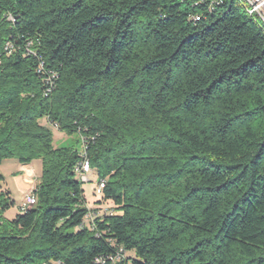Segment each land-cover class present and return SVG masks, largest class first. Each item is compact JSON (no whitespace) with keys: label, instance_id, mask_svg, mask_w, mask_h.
<instances>
[{"label":"trees","instance_id":"1","mask_svg":"<svg viewBox=\"0 0 264 264\" xmlns=\"http://www.w3.org/2000/svg\"><path fill=\"white\" fill-rule=\"evenodd\" d=\"M259 21L244 0H0V163L43 164L36 207L7 220L0 190V264H264ZM84 158L115 205L94 230Z\"/></svg>","mask_w":264,"mask_h":264},{"label":"rangeland","instance_id":"2","mask_svg":"<svg viewBox=\"0 0 264 264\" xmlns=\"http://www.w3.org/2000/svg\"><path fill=\"white\" fill-rule=\"evenodd\" d=\"M245 3V0H244ZM240 5H242V2H239ZM261 25H263V21H259ZM49 127L52 129L53 134H54V144L56 146H68V145H73L78 149L83 148V142L79 141L78 139L80 138L79 134H74V135H68L67 133L61 131L58 129V127L55 125L48 124ZM19 164H22L17 158H8L5 159L2 163H0V175L3 176V179H0V185H6L8 189H10L12 192L15 194V200L13 205L9 207L11 210L9 211V216L8 217H14L16 215L17 211V205L20 201L21 196L24 194L22 191L19 192L17 190H21L20 187V179L24 181V177L26 175H31L35 176L38 180H40L42 170H43V164H42V159L41 158H35L33 159L32 163L30 164H23V165H30L29 167H23L22 170L17 171V166ZM98 177L97 172L93 171L90 174V181L84 182L83 183V188L85 191V197L87 200V203L89 204L90 207H95L100 205H104L105 208L112 209L115 207L111 201H103L101 202V197L96 195L94 192L95 189V184H96V179ZM17 188V190H16ZM100 201V202H99ZM9 220V219H8ZM128 255H133L132 252H129Z\"/></svg>","mask_w":264,"mask_h":264},{"label":"built area","instance_id":"3","mask_svg":"<svg viewBox=\"0 0 264 264\" xmlns=\"http://www.w3.org/2000/svg\"><path fill=\"white\" fill-rule=\"evenodd\" d=\"M221 2V1H220ZM264 17V16H263ZM195 20H197V16H195ZM38 73L44 77L46 82V94L52 91L54 88L55 78L57 74L53 71H47L44 66V62H41L38 68ZM93 168L90 164L89 159L84 158V160L80 163V165L76 168L77 176L83 182L90 181V174L93 172ZM31 188L25 194V198L23 203L20 206V212L23 210L34 208L38 205V196H37V184L38 179L35 176H31ZM106 181L104 179H100L97 177L94 192L96 195L103 197L104 188H105ZM90 211L86 216V219L82 223L83 227H87L89 229H96L97 226V218L103 216L104 214H113L114 208L109 209L105 208L104 205H99L95 207H90ZM2 221H0L1 223ZM122 250L118 251L117 257L122 256ZM113 257L106 255L100 256L96 259V261L100 264H107V259L112 260ZM46 264V263H45Z\"/></svg>","mask_w":264,"mask_h":264},{"label":"crops","instance_id":"4","mask_svg":"<svg viewBox=\"0 0 264 264\" xmlns=\"http://www.w3.org/2000/svg\"><path fill=\"white\" fill-rule=\"evenodd\" d=\"M29 167L30 165H23V164H19V166H17V171L16 172H18V170L20 171V170H22L23 169V167ZM21 172V171H20ZM2 176V175H1ZM24 178V181L23 180H21L22 179V177H21V179H20V187H21V190H17V188H16V190L17 191H19V192H23L24 194L21 196V198H20V201H19V203H18V205H17V213H16V215L18 214V213H20V206H21V204L23 203V200H24V198H25V194L30 190V188H31V175H26V176H23ZM1 182V181H0ZM38 182H39V180H38ZM0 190H2V191H7V192H9L10 193V197L12 198V201L13 202H16V200H15V194H14V192H12L10 189H8L7 187H6V185H3V186H1L0 185ZM14 204V203H13ZM100 205V204H99ZM98 205V206H99ZM88 206H89V204H88ZM11 210V208L10 209H8V210H6L5 212H4V214H3V216H4V218L5 219H9V220H12V219H14L15 218V216L14 217H8L9 216V211Z\"/></svg>","mask_w":264,"mask_h":264},{"label":"bare ground","instance_id":"5","mask_svg":"<svg viewBox=\"0 0 264 264\" xmlns=\"http://www.w3.org/2000/svg\"><path fill=\"white\" fill-rule=\"evenodd\" d=\"M245 8L249 14L257 16L260 21H263L264 27V0H245ZM23 210V212L27 211Z\"/></svg>","mask_w":264,"mask_h":264}]
</instances>
